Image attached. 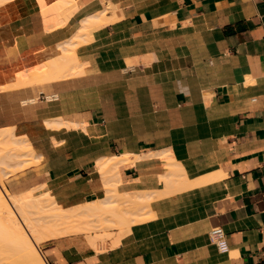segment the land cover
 I'll return each instance as SVG.
<instances>
[{
  "label": "crops",
  "instance_id": "0c3cea01",
  "mask_svg": "<svg viewBox=\"0 0 264 264\" xmlns=\"http://www.w3.org/2000/svg\"><path fill=\"white\" fill-rule=\"evenodd\" d=\"M38 2L1 4L14 17L0 24V67L68 41L67 27H46ZM69 8L68 27L103 20L76 40L86 71L0 90V130L36 154L4 186L17 197L45 186L67 209L104 200L109 186L153 199L151 218L96 244L93 233L49 239L39 247L47 264H264V0ZM113 158L123 160L103 176L98 166ZM215 227L225 252L211 241Z\"/></svg>",
  "mask_w": 264,
  "mask_h": 264
},
{
  "label": "bare ground",
  "instance_id": "6f19581e",
  "mask_svg": "<svg viewBox=\"0 0 264 264\" xmlns=\"http://www.w3.org/2000/svg\"><path fill=\"white\" fill-rule=\"evenodd\" d=\"M72 1L39 0L46 27H67L69 39L55 48H37L29 51L17 64L0 67V90L46 83L86 71L75 53V47L78 45L76 40L95 30L103 20L100 15H93L92 18L86 19L87 21L81 22L78 28L68 27V20L72 17L71 14L73 15L69 8ZM7 2L8 0H0V6ZM6 11H0V24L6 21L3 18ZM13 131L0 130V264H47L39 247L49 239L93 233L90 240L96 244L97 240L111 236V228L130 227L134 222L151 218L146 215V209L152 197L141 193L135 196L125 195L126 197L120 195L125 198L119 200V195L112 194L110 186H106L107 197L104 200L71 209L59 205L51 196V192L44 190L45 186L22 197L12 195L5 188L4 179L36 163V154L30 142L25 137H16ZM120 160L123 159L105 160L98 166L100 173L103 176L108 175ZM168 164L171 179L176 182L180 177V168L172 159H169ZM178 182L180 187L182 182ZM152 215L154 217V214Z\"/></svg>",
  "mask_w": 264,
  "mask_h": 264
},
{
  "label": "built area",
  "instance_id": "2783aa9c",
  "mask_svg": "<svg viewBox=\"0 0 264 264\" xmlns=\"http://www.w3.org/2000/svg\"><path fill=\"white\" fill-rule=\"evenodd\" d=\"M211 241L219 248L220 251H227L229 246L226 240V234L221 227H215L210 231Z\"/></svg>",
  "mask_w": 264,
  "mask_h": 264
},
{
  "label": "rangeland",
  "instance_id": "374dc122",
  "mask_svg": "<svg viewBox=\"0 0 264 264\" xmlns=\"http://www.w3.org/2000/svg\"><path fill=\"white\" fill-rule=\"evenodd\" d=\"M7 10H8V12H9V9H7ZM13 17H14V16H13ZM13 17H12V15H10V14L7 15V14L5 13V15H4L3 18H4L6 21H8V20L12 19ZM6 21H5V22H6ZM4 180H5V179H4ZM112 229H114V228H111L110 231H111ZM98 232L101 233L102 231H98ZM102 233H103V232H102ZM41 246H42V244L40 245V247H41Z\"/></svg>",
  "mask_w": 264,
  "mask_h": 264
}]
</instances>
